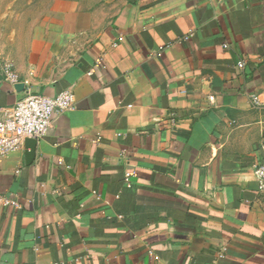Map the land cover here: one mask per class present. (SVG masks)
Instances as JSON below:
<instances>
[{
    "label": "crops",
    "instance_id": "0c3cea01",
    "mask_svg": "<svg viewBox=\"0 0 264 264\" xmlns=\"http://www.w3.org/2000/svg\"><path fill=\"white\" fill-rule=\"evenodd\" d=\"M0 7V112L74 95L0 156V264H264V0Z\"/></svg>",
    "mask_w": 264,
    "mask_h": 264
},
{
    "label": "built area",
    "instance_id": "2783aa9c",
    "mask_svg": "<svg viewBox=\"0 0 264 264\" xmlns=\"http://www.w3.org/2000/svg\"><path fill=\"white\" fill-rule=\"evenodd\" d=\"M238 66H243L239 61ZM5 78L11 82L17 79L10 65L4 66ZM254 103L257 98L253 97ZM74 105L71 90H63L54 96L26 92L12 106L0 112V156L24 150V140L44 137L51 128L58 113L70 110ZM264 157V139L260 142ZM260 189H264V161L253 166Z\"/></svg>",
    "mask_w": 264,
    "mask_h": 264
},
{
    "label": "water",
    "instance_id": "95a60500",
    "mask_svg": "<svg viewBox=\"0 0 264 264\" xmlns=\"http://www.w3.org/2000/svg\"><path fill=\"white\" fill-rule=\"evenodd\" d=\"M36 143L37 140L34 138H26L24 140V155L27 163L33 160Z\"/></svg>",
    "mask_w": 264,
    "mask_h": 264
},
{
    "label": "rangeland",
    "instance_id": "374dc122",
    "mask_svg": "<svg viewBox=\"0 0 264 264\" xmlns=\"http://www.w3.org/2000/svg\"><path fill=\"white\" fill-rule=\"evenodd\" d=\"M7 11H10V8H8V7H0V20H2V18L8 17Z\"/></svg>",
    "mask_w": 264,
    "mask_h": 264
}]
</instances>
